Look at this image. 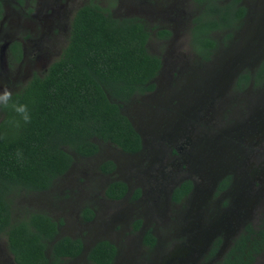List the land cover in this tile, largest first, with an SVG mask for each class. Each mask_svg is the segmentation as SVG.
<instances>
[{
	"label": "rangeland",
	"instance_id": "1",
	"mask_svg": "<svg viewBox=\"0 0 264 264\" xmlns=\"http://www.w3.org/2000/svg\"><path fill=\"white\" fill-rule=\"evenodd\" d=\"M1 1L0 120L2 100L22 91L34 74H44L60 57L75 12L89 0ZM241 1L248 10L244 21L231 40L215 33L218 47L205 61L192 40L194 19L202 8L195 0H98L116 16L143 20L151 32L149 49L161 55L163 65L156 89L135 96L124 107L144 140L139 153L99 141L95 156L74 153L70 170L50 189L15 194L16 217L28 211L46 212L61 222L59 235L85 242L86 251L60 264H93L87 252L103 238L117 246L112 264H165L169 255L182 256L195 247L187 241L197 243L194 235L205 232L201 224L229 219L225 231L212 237L210 231L208 239L197 236L203 240L198 248L204 250L197 264H219L245 226L261 225L264 82L252 80L240 86L237 81L242 72L253 74L264 61V0ZM161 29L171 34L161 37ZM15 40L21 43L20 59L10 49ZM108 159L116 162L110 174L101 170ZM226 176H231L229 188L220 190L219 182ZM116 179L130 186L119 201L105 196L107 185ZM187 179L195 182L196 190L175 202L174 188ZM86 208L94 211L92 221L84 217ZM138 218L143 222L136 229ZM147 229L158 238L152 247L142 242ZM217 238L224 240L223 245L218 256H211ZM188 256L193 261L197 254ZM188 260L180 264L194 263H185ZM0 264H17L4 235ZM254 264H264V253Z\"/></svg>",
	"mask_w": 264,
	"mask_h": 264
},
{
	"label": "trees",
	"instance_id": "2",
	"mask_svg": "<svg viewBox=\"0 0 264 264\" xmlns=\"http://www.w3.org/2000/svg\"><path fill=\"white\" fill-rule=\"evenodd\" d=\"M202 8L194 19L193 44L198 54L209 61L218 47L216 32L231 40L247 15L241 0H195ZM2 3L0 0V17ZM161 37L171 31L159 30ZM151 32L137 17L116 16L89 0L75 13L67 46L47 71L34 74L22 91L1 102L0 120V236L17 264H60L84 251L82 239L59 235V223L41 211L15 216L14 197L22 192H42L67 173L73 154L95 156L99 141L111 143L123 152L136 154L143 149V138L124 107L135 96L153 92L162 68V57L149 49ZM19 59L21 44H11ZM264 82V61L252 74L242 72L237 84ZM116 162L101 164L112 173ZM231 176L221 180L219 189L230 184ZM193 180L177 185L172 199L180 202L190 194ZM136 191V197L140 194ZM128 192L122 179L111 181L105 196L119 200ZM91 220L94 211L86 208ZM17 218V219H15ZM142 220L135 222L139 229ZM143 242L154 246L157 237L148 230ZM220 243V240L218 241ZM218 247H216L217 249ZM215 249V250H216ZM214 250V251H215ZM117 246L98 240L87 252L93 264H112ZM264 252V220L259 227L248 224L233 239L219 264H254Z\"/></svg>",
	"mask_w": 264,
	"mask_h": 264
},
{
	"label": "flooded vegetation",
	"instance_id": "3",
	"mask_svg": "<svg viewBox=\"0 0 264 264\" xmlns=\"http://www.w3.org/2000/svg\"><path fill=\"white\" fill-rule=\"evenodd\" d=\"M1 3H2V1H1ZM79 9V8H78ZM77 9V10H78ZM76 13V12H75ZM75 15V14H74ZM74 18V17H73ZM73 21V20H72ZM168 30V29H167ZM170 31V30H169ZM16 41V40H15ZM15 41H13V42H15ZM12 42V43H13ZM17 42H19V41H17ZM11 43V44H12ZM20 43V42H19ZM11 44H10V49H11ZM21 44V43H20ZM21 49H22V47H21ZM12 51V50H11ZM12 53L14 54V57H15V59H18L17 58V56L15 55V53L12 51ZM20 59V58H19ZM162 63H163V61H162ZM162 69V68H161ZM158 77V76H157ZM155 81H156V79H155ZM157 85V84H156ZM157 87V86H156ZM132 120V119H131ZM136 127V126H135ZM137 129V128H136ZM138 130V129H137ZM141 134V133H140ZM142 136V135H141ZM143 138V137H142ZM143 146H144V140H143ZM73 165V164H72ZM71 165V166H72ZM71 168V167H70ZM70 168H69V170H70ZM68 170V171H69ZM116 170V169H115ZM114 170V171H115ZM67 171V172H68ZM113 171V172H114ZM107 174H110V173H107ZM63 176H65V174L63 175ZM63 176H61V177H59L58 179H60V178H62ZM227 177V176H226ZM225 177V178H226ZM225 178H223V179H225ZM57 179V180H58ZM222 179V180H223ZM233 182H234V180H232ZM220 182H221V180H220ZM220 182H219V184H220ZM193 183H194V186H193V189H192V191L190 192V194L189 195H191L193 192H194V190H196V186H195V182L193 181ZM128 184V183H127ZM230 185V184H229ZM129 185H128V191H129ZM227 188H229V186H227L225 189H227ZM225 189H223V190H225ZM138 190V189H137ZM136 190V191H137ZM140 191V194H141V190H139ZM127 194H128V192H127ZM127 194L125 195V196H127ZM139 194V195H140ZM189 195H187L186 197H188ZM125 196L123 197V198H125ZM139 197V196H138ZM185 197V198H186ZM123 198H121V199H119V200H123ZM110 199V198H109ZM111 200H115V199H111ZM119 200H117V201H119ZM182 201V200H181ZM85 212V211H84ZM84 217H85V215H84ZM94 218V217H93ZM93 218L91 219V221L93 220ZM85 219H86V217H85ZM138 219H141V218H138ZM137 219V220H138ZM222 219V218H221ZM86 221L87 222H89L90 220H88V219H86ZM229 219H226V220H221V221H218V222H216V221H212L210 224H201V225H204L205 226V232H200V234H196V236L194 235V237L193 238H195L196 240H197V243H194L193 241H191V238H189L188 239V243L189 244H193V245H195V247L194 246H190V248H189V251L188 252H186L185 253V255H182V256H180V255H169V258L168 259H166V262L167 263H165V264H172V262H174L175 264H180L181 263V261H184V260H188L190 257L188 256L189 254H191V253H196L197 254V257L195 258V260H193V261H190L191 259H189L188 260V262H185V263H189V262H194L193 264H197V263H199L200 262V257L199 256H202L201 255V252L203 253V251L204 250H199V248H198V245H201V244H203V240H200V238H205V239H208V238H210V237H212L213 235H216V232L218 231H225L226 230V226H228L229 225ZM136 222V221H135ZM143 222V221H142ZM145 221H144V225H142V226H145ZM262 223V222H261ZM250 224H252L253 226H255L253 223H250ZM141 227V226H140ZM246 227V226H245ZM245 227H244V229H245ZM148 230H150V229H147V230H145V232L146 231H148ZM152 231V230H151ZM214 232L210 237H208V235L211 233V232ZM202 234H204L205 235V237H203L202 236ZM240 233H238L237 234V236L239 235ZM155 236H156V234H155ZM197 236H199L200 238H198ZM236 236V237H237ZM71 237H73V236H71ZM157 237V236H156ZM236 237H234V239L236 238ZM80 238V237H79ZM82 239V238H81ZM102 240V239H101ZM109 240V239H108ZM220 240V243L218 242ZM111 241V240H110ZM157 241H158V238H157ZM223 241L224 240H222V242H221V239L220 238H217L215 241H214V244H213V246H212V248H211V250L209 251V254L211 255V256H213L215 253H216V255L218 256L219 255V251L221 250L220 249V247H221V245H223ZM82 242H83V246H84V251H86L87 250V247H86V245H85V242L82 240ZM97 242V241H96ZM95 242V243H96ZM143 242V241H142ZM232 242H233V240H232ZM94 243V244H95ZM144 243V242H143ZM157 243V242H156ZM93 244V245H94ZM115 244V243H114ZM116 245V244H115ZM231 245H232V243H231ZM149 247H152V246H149ZM216 247H218L217 249H216ZM231 247V246H230ZM91 248V247H90ZM216 249V250H215ZM215 250V251H214ZM83 251V252H84ZM264 253V252H263ZM198 254H199V256H198ZM262 254V253H261ZM259 256V255H258ZM258 256H257V258H258ZM183 258V259H182ZM115 261V260H114ZM256 261V260H255ZM184 264V263H183Z\"/></svg>",
	"mask_w": 264,
	"mask_h": 264
},
{
	"label": "clouds",
	"instance_id": "4",
	"mask_svg": "<svg viewBox=\"0 0 264 264\" xmlns=\"http://www.w3.org/2000/svg\"><path fill=\"white\" fill-rule=\"evenodd\" d=\"M5 94H6V95H9V93H8V92H6Z\"/></svg>",
	"mask_w": 264,
	"mask_h": 264
}]
</instances>
